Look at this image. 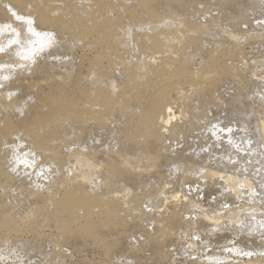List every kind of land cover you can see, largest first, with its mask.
I'll return each instance as SVG.
<instances>
[{
  "label": "bare ground",
  "instance_id": "1",
  "mask_svg": "<svg viewBox=\"0 0 264 264\" xmlns=\"http://www.w3.org/2000/svg\"><path fill=\"white\" fill-rule=\"evenodd\" d=\"M6 6L58 43L35 63L0 54L26 65L0 72V215L50 184L44 221L97 263L264 264V0H0L26 39ZM18 144L37 167L12 170Z\"/></svg>",
  "mask_w": 264,
  "mask_h": 264
},
{
  "label": "rangeland",
  "instance_id": "2",
  "mask_svg": "<svg viewBox=\"0 0 264 264\" xmlns=\"http://www.w3.org/2000/svg\"><path fill=\"white\" fill-rule=\"evenodd\" d=\"M255 75H258V78L256 77L258 82H264V70L262 67L260 68L257 66ZM187 89L188 87H185V90ZM185 90L183 88V93L181 92L183 97L187 96L189 93L190 95L192 94L190 88L188 89L189 92ZM179 99L180 97L177 96L176 101L181 102ZM153 101L154 97L149 96L147 103L142 107L143 110L146 111L147 108L149 109ZM255 110L258 111V109ZM175 111L178 113L177 109ZM258 114L255 115L256 118H258ZM4 150L5 148L0 151L7 154V150ZM3 160H5V157L0 155V162ZM36 181L40 182L41 179L38 178ZM60 188L59 186L50 184L45 185L43 188L23 187L21 191L24 192V195L21 196L22 199L20 200L23 204L17 207L16 213L0 215V264H108L105 262L97 263L96 261H100V259H98L99 257H95L92 253L79 252V248H75L77 246L73 242L77 237L74 236L73 240L72 235L70 236L69 234V230L67 231L68 227L66 231L62 232L63 236H58V230L51 228L48 220L44 221L45 217H43L42 214L50 205V199L52 198L53 200V195L56 192L59 193L63 191V189ZM47 193H50V195H47ZM214 196L216 197L217 195L214 194ZM9 198L10 197L5 195L3 190L0 189V209L5 207V203L1 205L2 201H6V199ZM181 203L182 199L180 200V204ZM28 208L33 210L29 218L25 217V212L27 210L29 211ZM34 228L35 231H33ZM55 242H57L56 244L59 246L57 249L55 247L56 244L53 245ZM79 247L84 248L82 246ZM58 254L61 255L59 258L60 260L57 258ZM169 259L163 260L154 257L148 261L141 260L137 264H171V256H169ZM172 264L185 263L182 257H178V260L174 261Z\"/></svg>",
  "mask_w": 264,
  "mask_h": 264
},
{
  "label": "snow or ice",
  "instance_id": "3",
  "mask_svg": "<svg viewBox=\"0 0 264 264\" xmlns=\"http://www.w3.org/2000/svg\"><path fill=\"white\" fill-rule=\"evenodd\" d=\"M8 7V11L11 13V16L14 18L16 22L21 24L26 33V39L21 38V31L13 25V23H5L0 25V37H4L5 33H7V42L0 43V54H5L9 49H12L15 56L18 57L20 61H28L31 63H35V57L38 53H42L45 50L51 49L54 47L58 41L56 39V34L51 31H40L35 26V20L32 17L24 16L18 14L15 10ZM258 23H260L258 21ZM25 68L26 65L24 63L19 64H10V63H0V72H3L4 69L14 70L15 68ZM10 79V75H0V81H7ZM4 84L0 83V88H3ZM11 98V94L9 96ZM219 128V125H213V129ZM233 129L231 127L227 128H219V132H222L227 137V142L229 144L233 143V138L231 136ZM212 135L217 136L218 133L214 130ZM248 148L251 147V141L247 142ZM26 148L24 144H18L14 146L13 149V171H17L18 168L23 167L25 169L35 168L38 166V159L36 153L28 150L22 151ZM238 151H244L241 149L239 145H236ZM234 162V161H233ZM41 176L44 175V172L41 171L39 173ZM264 187V186H262ZM227 207V205H225ZM253 219H255L253 217ZM239 228L244 230L248 228L250 231H255V227L250 224H245L243 221L240 222ZM259 229L261 230V238L264 239V221L259 223ZM215 230V229H214ZM194 240L199 241V236H194ZM234 243V242H233ZM226 252L235 253L236 255H243L246 257H251L254 253L251 251H243L242 249L236 247H228L225 249ZM264 255V253H261ZM213 264H225L224 260L215 259L213 261L212 257L207 258Z\"/></svg>",
  "mask_w": 264,
  "mask_h": 264
}]
</instances>
